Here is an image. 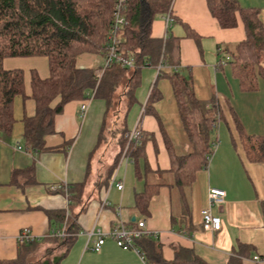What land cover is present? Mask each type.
I'll return each mask as SVG.
<instances>
[{"label":"crops","instance_id":"1","mask_svg":"<svg viewBox=\"0 0 264 264\" xmlns=\"http://www.w3.org/2000/svg\"><path fill=\"white\" fill-rule=\"evenodd\" d=\"M233 1L255 10L264 29V0ZM168 12L173 20L166 24ZM236 20L234 27L222 28L206 0H172L169 10L151 23V37L179 38V70L190 73L199 100L214 98L218 105L212 149L194 172L191 184L184 187L175 183L168 147L176 156L192 153L193 147L170 81L157 77L155 65L141 68L130 108L138 105L129 108L124 119L126 130L137 124L143 131L142 154L125 158L118 153L117 144L94 150L105 110V102L99 98L87 99L83 113L81 100L67 102L54 117V132L44 137L47 149L27 150L23 118L36 112L31 73L47 78L48 59H3L4 69L22 70L24 92L13 99L11 129L0 133V261L17 257V235L22 228L38 239L48 236L55 225L50 224L47 212L66 210L68 187L84 183V209L76 217L79 232L59 264H145L137 251L118 247L110 237L96 252L88 247L97 239V231L140 220L156 233L135 240L149 260L156 249L165 261L193 253L207 264H228L231 258H239L242 264H261L252 258H264V160H248L241 137L264 136V73L256 77L254 90L243 89L224 60L245 39L238 13ZM220 58L223 63L219 64ZM103 61L100 54L81 53L75 65L100 73ZM170 71L171 66L165 65L163 72ZM58 101L56 97L51 106ZM114 141L119 142L118 137ZM117 181L121 189H117ZM210 187L225 191L223 203L209 205ZM147 191L150 197L141 210L136 196ZM207 207L221 219L220 229L203 228L202 213Z\"/></svg>","mask_w":264,"mask_h":264},{"label":"trees","instance_id":"2","mask_svg":"<svg viewBox=\"0 0 264 264\" xmlns=\"http://www.w3.org/2000/svg\"><path fill=\"white\" fill-rule=\"evenodd\" d=\"M125 1L127 23L121 31L122 40L117 51L132 58L135 66L121 68L113 63L98 73L94 68H77L75 59L81 53L105 56L114 0H0V133H7L11 129L14 122L13 99L24 92L22 70L4 69L2 61L6 57L45 56L48 59L47 78L41 79L34 71L31 73L36 112L31 117L23 118L22 134L27 150L43 151L47 149L44 145L45 135L54 132L55 115L73 100L99 98L105 102L94 150L107 148L114 137L119 139V128L117 131L112 128H117L119 124L121 131H127L124 119L134 102L133 93L139 84L141 68L156 65L162 55L161 62L171 66V71L163 72L162 69L157 77L163 76L170 81L181 122L193 147L192 153L186 156H176L168 147L171 171L178 187L190 185L194 172L205 163L206 155L212 149L214 138L211 133L219 113L218 105L214 98L199 100L194 94L190 73L184 74L179 70V38L167 35L162 50L163 40L151 37L153 19L169 10L171 0ZM206 2L222 28L234 27L237 24L236 13L240 15L245 39L235 44L234 51L228 55L229 59L224 60L230 63L242 88L254 90L257 87L256 77L264 73V29L257 12L240 7L233 0ZM220 61L221 58L219 64ZM56 97L59 101L51 106ZM140 131V145L131 150L132 158L142 154L143 131ZM241 139L248 160H264V136L242 135ZM116 144L120 154L123 141L120 139ZM111 168H107V172ZM83 188L84 183L68 187L66 210L47 212L50 224L55 225L48 236L19 244L17 257L2 260L0 264H29L26 257L31 247L48 241L57 242L62 250L40 264H59L79 232L76 217L84 209V205H81ZM149 197L148 191L137 195L136 206L141 210L146 208ZM76 207H79L77 212ZM63 226L67 233L65 237L53 234ZM140 252L143 253L141 249ZM150 257L151 260L145 256L148 264H207L193 253L165 261L155 249ZM228 264L242 262L239 258H231Z\"/></svg>","mask_w":264,"mask_h":264},{"label":"built area","instance_id":"3","mask_svg":"<svg viewBox=\"0 0 264 264\" xmlns=\"http://www.w3.org/2000/svg\"><path fill=\"white\" fill-rule=\"evenodd\" d=\"M172 1V0H171ZM126 1L125 0H114L112 10H111V24L109 27L108 35H107V42L105 44V56L104 61L101 67V71L105 68L109 67L111 64L115 63L121 68H133L135 66L134 61L130 57H125L121 55L117 49L121 43V31L123 27L126 25L127 21L125 18L126 15ZM166 24H169L173 17L171 13H167L164 17ZM163 40V47L166 37H162ZM162 56V55H161ZM161 56L158 63L155 65L157 73L162 70L165 65L161 62ZM223 63V61H220ZM100 71V73H101ZM87 100L82 101L81 104V112L87 108ZM141 129L136 124L131 129L127 130L126 132V141L124 146L121 150L122 157L128 158L130 156L131 150L135 149V147L140 145L141 139ZM117 189L122 188L121 182H116ZM207 197L209 201V205L212 204H221L224 201L225 191L219 188L210 187L207 192ZM106 201H103L105 204ZM202 221H203V228L207 231H215L220 229L221 227V219L217 216H213L210 212V208L207 207L203 210L202 213ZM98 232V237L96 240L92 241V243L88 246L92 251H98L101 245L104 243L106 237H110L114 240L116 245L122 249H132L137 251L142 259L146 262L144 255L140 252L138 247L135 244V240L141 238L143 236H148L153 232L149 231L145 227L144 220H140L133 224H124L120 223L116 227L110 229L107 232ZM54 235L63 238L67 235L65 226H63L60 230L53 233ZM154 235L156 233H153ZM35 240H39L38 238L34 237L28 228H22L18 235L17 241L19 244L29 243ZM253 261L257 263L264 264V258L254 255Z\"/></svg>","mask_w":264,"mask_h":264},{"label":"rangeland","instance_id":"4","mask_svg":"<svg viewBox=\"0 0 264 264\" xmlns=\"http://www.w3.org/2000/svg\"><path fill=\"white\" fill-rule=\"evenodd\" d=\"M137 105L138 104H135L130 109H133ZM136 111H137V108H136ZM111 127H113V126H111ZM116 127L117 128H112V129H116V131H117L119 128V130L121 132L119 140L121 139L123 141V145H124V143L126 141L125 135H126L127 131H121V126L119 124ZM111 144H113V145L116 144V142L114 141V138L111 139L110 145ZM107 147H109V145ZM106 171H107V169H106ZM31 248H32L31 251L28 253V255L26 257L29 264H40L42 261H44V259L51 258L55 255H58L60 253V251L62 250V248L57 244V242H54V241L44 242L43 244H39V245H36L34 247H31Z\"/></svg>","mask_w":264,"mask_h":264}]
</instances>
